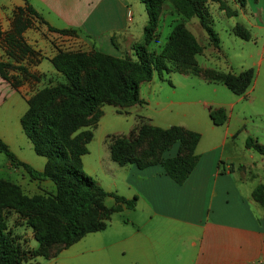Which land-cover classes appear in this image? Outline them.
I'll use <instances>...</instances> for the list:
<instances>
[{
  "label": "crops",
  "instance_id": "0c3cea01",
  "mask_svg": "<svg viewBox=\"0 0 264 264\" xmlns=\"http://www.w3.org/2000/svg\"><path fill=\"white\" fill-rule=\"evenodd\" d=\"M26 4L56 29L79 30L73 41L82 40L89 48L108 55L121 58L130 56L134 59L133 44L143 40L147 15L144 4L139 0H9L0 3L2 30L10 28L14 11ZM128 13L131 15L128 16ZM31 20L39 27L35 30L28 27L23 36L27 44L43 57L33 64L26 63V59L15 62L8 58L0 43V61L22 65L28 72L40 76L51 71L57 73L54 67L45 70L42 63L43 60L51 63L50 58L56 53L50 38L60 43V40L68 37L49 31L47 25L37 18ZM226 23L233 43H238L237 39L251 43L246 64L236 57L238 71L234 72L221 59V54L218 60L209 57V64L202 67L225 73L253 68L254 79L245 95L240 97L248 94L252 101L258 100L264 106V85L262 89L256 86L258 75L264 71V0H245L244 5L239 3L235 16L227 17ZM236 23L249 30L250 39L244 40L233 34L232 27ZM17 72L13 69L10 74L18 75ZM168 76L176 80L170 92L156 82L158 76H153L150 81L139 85V95L145 104L123 108L111 106L119 114H133L136 118L144 116L157 126L177 124L200 133L195 150L198 161L184 183L174 182L159 163L145 168H138L132 163L119 165L111 159L108 145L93 162L85 163L82 157L86 173L107 191H114L126 198L136 196L135 207L113 213L104 229L86 233L62 249L56 257L43 261L40 256H36L26 264H264V207L252 198L253 189L259 184L264 186V155L245 146L249 136L264 145V136L261 139L259 134L264 131L254 128L250 115L241 117L233 128H230L231 118L228 117L220 125L213 123L209 108L225 109L227 104L223 101V95L226 94L224 89H228L226 85L208 82L200 75L175 72ZM190 76L197 80H183ZM21 80L13 87L0 77V138L19 160L42 171L45 157V160H40L12 145L14 138H21L20 118L28 108V98L35 88L43 86H39L43 83L41 79ZM196 84L204 91L202 98L199 96L197 100L207 108L206 115L197 117L193 111L184 110L180 113V121L161 123L159 112L171 116L172 105L183 102L177 99V87L182 89L184 99L193 98ZM151 102L158 108L157 114L142 113V107ZM229 106L232 108L234 102L229 103ZM100 109L97 125L103 115L102 107ZM178 148L179 144L174 143L162 157L176 155ZM19 169L13 167L0 152V173L19 172ZM34 181H39L37 183L45 187L40 193L56 192L52 181ZM8 226L19 236L23 245L37 247L32 230L26 224L14 221L9 224L8 221ZM20 227L24 229L23 232L19 230Z\"/></svg>",
  "mask_w": 264,
  "mask_h": 264
},
{
  "label": "trees",
  "instance_id": "16d2710c",
  "mask_svg": "<svg viewBox=\"0 0 264 264\" xmlns=\"http://www.w3.org/2000/svg\"><path fill=\"white\" fill-rule=\"evenodd\" d=\"M204 1L172 0L181 15L198 19L210 43L218 47L220 38L203 6ZM239 1L244 5L245 0ZM140 2L144 4L147 22L142 42L133 44L135 60L108 55L97 49L86 52L58 50L50 58L52 66L64 75L65 81L50 82L35 91L28 98V108L20 118L23 133L32 143L34 152L46 158L42 171L19 160L0 138V152L13 167L21 168L33 180L52 181L56 187L54 194L29 196L22 193L18 184L0 178V264H23L36 256L54 258L86 233L104 229L113 213L135 207L136 196L126 198L105 190L83 169L82 156L87 153L102 104L119 108L143 105L145 100L139 95L140 83L150 81L155 75L164 80V75L175 72L200 75L208 82L222 83L238 96H244L251 85L255 75L253 68L238 73L201 68L195 55L202 51V46L181 24L173 28L159 52L149 51L147 45L157 36L159 9L155 0ZM31 18H37L49 31L60 34L77 35L79 31L48 25L29 4L18 7L12 15L10 28L4 31L0 26V43L8 58L14 61L28 58L36 62L34 58H40L39 52L27 44L23 36L31 25ZM232 32L244 40L251 38L249 31L240 24L233 26ZM19 67L22 79H38L25 67ZM13 69L10 61H0V77L16 87L21 81L10 74ZM209 117L216 125L227 120L223 108L210 107ZM137 119L128 134L106 136L111 159L119 165L132 163L138 168L159 163L174 182L184 183L198 161L195 150L200 133L179 125L157 126L144 116H137ZM174 143L179 144L177 154L162 157ZM245 146L264 155V145L251 136L247 137ZM106 197L113 198L111 206L105 205ZM252 198L264 207L263 185L253 189ZM10 211L23 216V223L32 230L38 244L35 250H26L19 236L11 233L7 221ZM52 248L53 253L47 257L46 251Z\"/></svg>",
  "mask_w": 264,
  "mask_h": 264
},
{
  "label": "rangeland",
  "instance_id": "374dc122",
  "mask_svg": "<svg viewBox=\"0 0 264 264\" xmlns=\"http://www.w3.org/2000/svg\"><path fill=\"white\" fill-rule=\"evenodd\" d=\"M7 1L9 0H0V3H6ZM155 1L157 2V8L159 9V16H158L157 28H156L157 36L155 40H152L147 45V48L149 51L154 52V53L159 52L162 49V47L165 45L173 28L176 25L181 24L184 26L186 30L190 32V34L202 46V51L199 54L195 55V60L201 68H204L202 67L203 65L209 64V61H210L209 57L214 58L215 60H218L221 54H222L221 59L223 58L227 62L228 66H230L234 72L238 71V68H237L238 62L236 61V57L241 58L244 62L247 60V54H248L247 50H248V47L251 46V43H247L246 41H241L240 39H237L238 43H233L229 38L230 30L226 23L227 17H231L233 15L235 16V14H232V11L236 13V6H239V3H240L239 0H205L203 2V6L208 12L209 18L212 21L213 28L216 30L220 38L218 47H215L210 43L206 32L201 28L198 22V19L196 17L186 18L183 15H181L174 7L172 0H155ZM236 24H240V23H236ZM242 26L246 28L244 25ZM30 27L35 30V29H38L39 26L37 23L32 21ZM62 35H66V37L68 38L63 41L60 40V43L56 39L50 38V43L52 44V46L56 48V52L58 50L81 51V52L82 51L86 52V51L91 50V48H89V46H87L82 40L78 42L73 41L77 35L75 34L74 35L62 34ZM45 37L47 38V36ZM42 57H43L42 54H40V58ZM127 58L131 60L136 59V57L132 59V57L130 56ZM25 59L21 61H15V62H23L25 60V62L28 64L34 63L33 61L31 62L28 58H25ZM35 60L36 62L39 61L38 58L37 59L34 58V61ZM19 66H22V65H18V66L14 65V70L18 71L17 72L18 75H15V74H11V75L19 79L20 81H22L21 78H23V75L19 69L20 68ZM42 67L45 70L53 69V66L51 65V63H48V61L46 60H43ZM204 69H210V68H204ZM175 76L177 78H181L177 75ZM37 77H38L37 79L38 81L39 79L43 81V83H40L39 86L48 85L50 82L56 83V82L65 81V77L63 74L58 73V72L53 73L52 71L48 73H44L41 76L37 75ZM164 78H165L164 81H161V79L158 77L156 78V82L160 83L165 88V90L170 92L172 90L170 87L172 84L176 83L174 82L176 80L173 81L172 78L168 75H164ZM168 80L170 81V83L168 82ZM183 80L196 81L197 78L190 76L187 79H183ZM263 85H264V71L262 70L257 77L256 86H260V89H262L261 86ZM40 88H35L36 89L35 91L39 90ZM224 90L226 94L223 95V101H225V103L227 104L225 106L226 115L228 118H231L230 128L235 127V125L238 123V120L244 115H250L254 128L256 130L263 132L264 131V106L261 104V102H258V100L252 101L251 96L248 94H246L245 97H240V96H236L235 94H232L228 89H224ZM182 92H183L182 89L180 87H177L176 94H178V97H179L177 99L183 102L178 103L176 105H172L173 114L171 116H166L164 113L159 112L160 118L162 121L161 123H165V122L170 123V122L180 121L181 119L180 113L183 112L184 110L193 111L197 115V117H199V115H202V114L206 115L207 108H204V105L201 104L199 100H197L199 99L198 98L199 96L202 98L204 94V91L202 88H199L198 85L196 84L195 94L193 98L184 99L185 96L184 94H182ZM259 92L262 93L261 90ZM163 95L165 96V93H163ZM187 99H190V100L186 101ZM231 102H234V106L232 108L231 106H229V103ZM105 104L106 103L100 106V108L102 107L103 115L100 118L97 127L93 130V137L91 141L87 144L88 155L85 154V156H82L84 158L85 163H88L89 161L93 162L95 159L98 158L100 151H103L104 147L107 145L105 141V135L107 133L109 134L110 133L128 134L131 128L133 127V125L138 121L136 117H133V114H130V115L119 114L116 112L115 107L111 105H105ZM231 109H232V112L230 114ZM157 111H158V108H155V105L153 104V102H151L149 105H144L141 110L142 113H145V114L151 113L154 115L157 114ZM176 112L177 113L179 112V113L177 114ZM172 125H177V124H172ZM20 128L21 127H19V136H21V138L20 137L14 138L12 145L21 152H24V153L29 152L36 158H39L40 160H45L44 157L38 156L34 153L32 149V144L30 143V141L28 140V138L26 137V135L23 133V131ZM259 134L261 135L260 136L261 139H263L262 135L264 136V133L262 134L259 133ZM2 156L5 158V155H3V153H2ZM99 175L100 174L98 173V177ZM0 177H4L16 183H19L20 184L19 187L22 193L27 194L29 196L34 195V194H40V192L44 191V188H45L43 186H40L39 183H37L39 181L35 182L33 179H31L29 175L22 169H19V172L0 173ZM48 190L52 191L50 189ZM113 203H114L113 198L107 197L105 199V205L111 206ZM22 218L23 216L18 215L14 211H10L8 214L7 221H9V224H11L12 221L22 222V224H24ZM10 230H12V228H10ZM19 230L22 232L24 231V229H22L21 227L19 228ZM11 233L13 232L11 231ZM25 249L28 251H33L36 248H30L28 246H25ZM52 253H53V248L50 250H47L46 251L47 257L50 256ZM40 257L43 261L48 260V258H46L45 256H40ZM26 262L27 261H25L23 264H26Z\"/></svg>",
  "mask_w": 264,
  "mask_h": 264
},
{
  "label": "built area",
  "instance_id": "2783aa9c",
  "mask_svg": "<svg viewBox=\"0 0 264 264\" xmlns=\"http://www.w3.org/2000/svg\"><path fill=\"white\" fill-rule=\"evenodd\" d=\"M131 14L130 13H128V16H130Z\"/></svg>",
  "mask_w": 264,
  "mask_h": 264
}]
</instances>
